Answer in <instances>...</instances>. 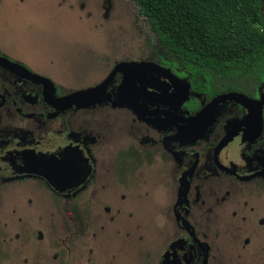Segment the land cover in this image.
<instances>
[{"label": "flooded vegetation", "instance_id": "1", "mask_svg": "<svg viewBox=\"0 0 264 264\" xmlns=\"http://www.w3.org/2000/svg\"><path fill=\"white\" fill-rule=\"evenodd\" d=\"M127 1L148 37L137 53L87 54L97 72L91 88L110 81L85 106L65 100L80 90L39 59L46 26L29 19L21 32L0 0V264H264V64L207 81L160 46L136 1ZM32 3L10 6L28 14ZM99 4L111 20L120 1ZM151 60L162 68L165 95H143L134 79L120 91L126 74L116 68ZM167 75L190 85L186 101L172 96L183 84ZM231 92L262 102L261 128L247 106L228 101L203 135L185 130ZM33 208L48 223L26 221L23 231V219L17 227L6 216Z\"/></svg>", "mask_w": 264, "mask_h": 264}, {"label": "trees", "instance_id": "2", "mask_svg": "<svg viewBox=\"0 0 264 264\" xmlns=\"http://www.w3.org/2000/svg\"><path fill=\"white\" fill-rule=\"evenodd\" d=\"M135 1L159 45L207 81L251 75L264 64V0Z\"/></svg>", "mask_w": 264, "mask_h": 264}, {"label": "rangeland", "instance_id": "3", "mask_svg": "<svg viewBox=\"0 0 264 264\" xmlns=\"http://www.w3.org/2000/svg\"><path fill=\"white\" fill-rule=\"evenodd\" d=\"M24 1L26 3L32 1L36 7L26 14L25 11H18L15 7H11L12 0H7L9 5L7 13L20 18L18 20L21 21L19 28L21 32L26 31L23 24L29 19L46 26L44 35H40L39 59L41 62L54 64L53 68L50 67L47 70L56 78L64 80L63 82L71 90L84 91L97 82L95 81L97 72L91 69L94 64L87 56L90 51L97 52L112 47L118 49L120 53H137L139 52L137 47L143 46L148 37L145 35L147 29L143 33L139 31L141 23L127 0H119L117 14H114L111 20H104L101 17L99 0ZM84 4L85 7H83ZM141 26L144 25L141 24ZM150 39L154 41L152 36ZM49 51L50 53L44 54ZM147 63L158 66L152 60ZM24 205V202L20 203V200H17V208L24 210ZM6 216L17 227L20 224L18 221L23 219L19 225L23 231L28 227H40L48 223L47 215L38 214L35 208L30 213L10 214V216L6 214ZM26 221L29 222L28 227ZM86 254L89 255V252Z\"/></svg>", "mask_w": 264, "mask_h": 264}, {"label": "water", "instance_id": "4", "mask_svg": "<svg viewBox=\"0 0 264 264\" xmlns=\"http://www.w3.org/2000/svg\"><path fill=\"white\" fill-rule=\"evenodd\" d=\"M161 67L152 64V63H141L139 65H135L133 63H122L120 64L114 73L118 71H124L126 76L125 80L120 87V91L126 90L125 88L131 83V80H135V83L138 84L139 87H137V91H141L143 95H153L148 92L149 88L155 89L158 91V93H154L155 96L159 95H165L163 82L161 83ZM165 73L168 71H164ZM164 73V76H166ZM146 74H148L146 76ZM167 77L172 81V83L177 84L178 86H181L183 84V88L176 91L173 97L180 100V103L183 101H186L190 94V85L187 83L186 80L178 79L177 77ZM110 79L103 83L102 85L91 88L88 90L80 91L77 93H74L70 96H68L65 100L70 103H75L78 105H90L96 101L98 98V95L103 92L107 84L109 83ZM176 99V100H177ZM237 102L244 106H247L250 114L248 119L250 120H257L260 124V128L262 127V102L256 101L253 99H250L243 93L238 92H231L227 94H222L217 97H215L205 108H203L195 117L190 119V121L185 126V130L190 133H198V136L203 135L205 133L206 129L212 124V121L214 120V115L216 113V110L218 109V106L221 103L225 102ZM127 102V101H126ZM129 105H131L129 102H127ZM238 130V128H237ZM234 133V134H233ZM232 134L228 135V139L235 135L236 131ZM43 176L51 180L48 173H42Z\"/></svg>", "mask_w": 264, "mask_h": 264}]
</instances>
